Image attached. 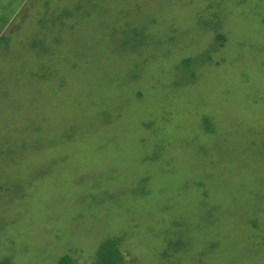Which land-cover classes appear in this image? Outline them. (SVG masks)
Wrapping results in <instances>:
<instances>
[{
  "label": "rangeland",
  "instance_id": "1",
  "mask_svg": "<svg viewBox=\"0 0 264 264\" xmlns=\"http://www.w3.org/2000/svg\"><path fill=\"white\" fill-rule=\"evenodd\" d=\"M109 236L264 264V0H0V260Z\"/></svg>",
  "mask_w": 264,
  "mask_h": 264
},
{
  "label": "trees",
  "instance_id": "2",
  "mask_svg": "<svg viewBox=\"0 0 264 264\" xmlns=\"http://www.w3.org/2000/svg\"><path fill=\"white\" fill-rule=\"evenodd\" d=\"M215 14H216V12H215ZM216 15L219 16L218 14H216ZM5 18H8V17H5ZM209 21H210V19H208V22ZM218 25H219L218 23L217 24L215 23L213 28L216 29L218 27ZM225 40H226L225 34L223 32L217 31L216 42L219 41V44L223 45V42ZM206 57L209 60L211 56L207 55ZM190 61L191 62L193 61V59L191 57H187V58L183 59V63L185 64V66ZM192 72L198 74L197 71H192ZM208 116H206L204 119L205 120V122H204L205 128L207 130H212L214 127L213 125L215 124L216 121L214 120V122L212 124H210L211 120H209V118H211L213 116H212V114H210ZM121 243H122L121 236H109V238H107V239L104 238V239L100 240L98 242L95 250H94V256L92 258V262H93L92 264H122V255L120 253V245H122ZM171 244H173V245L177 244V245L182 246V243L180 240H177L176 242L175 241L170 242L169 245H171ZM166 254H168V247H167V249H165L163 251V255H166ZM73 257L69 254H64L58 259L57 264H78ZM0 264H23V263L15 262L9 258H3L0 260Z\"/></svg>",
  "mask_w": 264,
  "mask_h": 264
}]
</instances>
